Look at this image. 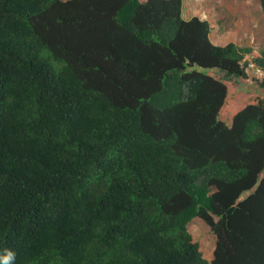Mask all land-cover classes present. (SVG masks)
Masks as SVG:
<instances>
[{
    "label": "trees",
    "instance_id": "trees-1",
    "mask_svg": "<svg viewBox=\"0 0 264 264\" xmlns=\"http://www.w3.org/2000/svg\"><path fill=\"white\" fill-rule=\"evenodd\" d=\"M181 10L0 0V260L264 264V97L218 119L223 80L260 91L264 75L246 69L252 48L212 44ZM253 62L264 72V51ZM194 218L215 236L210 262Z\"/></svg>",
    "mask_w": 264,
    "mask_h": 264
},
{
    "label": "rangeland",
    "instance_id": "rangeland-1",
    "mask_svg": "<svg viewBox=\"0 0 264 264\" xmlns=\"http://www.w3.org/2000/svg\"><path fill=\"white\" fill-rule=\"evenodd\" d=\"M181 17L184 20L197 17L209 24L211 21V30L214 27H216L215 30L220 29L216 45L224 46L232 42L249 46L254 51L249 58L264 51V15L258 0H182ZM191 71L219 78L217 70L194 67ZM223 82L229 90L218 119L230 126L231 115L252 103L256 95L264 97V90L257 92L258 87L251 81L237 85H232L227 80ZM172 95L173 92L169 90L168 96L163 97L160 105H166ZM247 195L248 193H245L243 197ZM187 229L195 242L199 244L203 258L210 262L216 243L213 233L200 218H194L187 225Z\"/></svg>",
    "mask_w": 264,
    "mask_h": 264
},
{
    "label": "crops",
    "instance_id": "crops-1",
    "mask_svg": "<svg viewBox=\"0 0 264 264\" xmlns=\"http://www.w3.org/2000/svg\"><path fill=\"white\" fill-rule=\"evenodd\" d=\"M227 13V12H226ZM214 19V18H213ZM212 24H211V21H210V26H211ZM214 27V26H213ZM215 28L216 27H214V28H212V30L210 31V35H209V40L211 41V43L212 44H214V45H216V43L215 42H217V40H218V36L220 35L219 33H220V29H216L215 30ZM229 28H231V27H229ZM230 43H232V42H230ZM234 44H236V45H238V46H240V47H249V46H244V45H241L240 43H234ZM253 53H254V51H253ZM251 80L250 79H248V80H244V81H241L240 83H248V82H250ZM227 89H228V86H227ZM229 90V89H228ZM256 90H257V92H259V90H258V88H256ZM258 94V93H257ZM258 96H260V95H256L255 96V98H257ZM249 97L252 99V97L250 96V94H249ZM255 98H254V100H255ZM254 100H253V102L252 103H254ZM236 113V112H235ZM235 113H233L232 115H231V119H232V116L235 114Z\"/></svg>",
    "mask_w": 264,
    "mask_h": 264
},
{
    "label": "built area",
    "instance_id": "built-area-1",
    "mask_svg": "<svg viewBox=\"0 0 264 264\" xmlns=\"http://www.w3.org/2000/svg\"><path fill=\"white\" fill-rule=\"evenodd\" d=\"M246 69L248 73L256 79H261L264 75L263 70L253 62V58H248Z\"/></svg>",
    "mask_w": 264,
    "mask_h": 264
},
{
    "label": "clouds",
    "instance_id": "clouds-1",
    "mask_svg": "<svg viewBox=\"0 0 264 264\" xmlns=\"http://www.w3.org/2000/svg\"><path fill=\"white\" fill-rule=\"evenodd\" d=\"M14 259V253L8 252L6 256L0 260V264H10V262Z\"/></svg>",
    "mask_w": 264,
    "mask_h": 264
}]
</instances>
